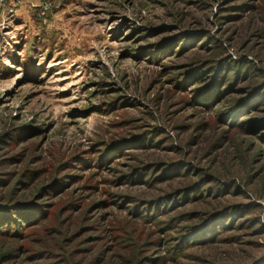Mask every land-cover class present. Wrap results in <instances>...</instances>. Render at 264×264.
Here are the masks:
<instances>
[{
    "label": "rangeland",
    "instance_id": "rangeland-1",
    "mask_svg": "<svg viewBox=\"0 0 264 264\" xmlns=\"http://www.w3.org/2000/svg\"><path fill=\"white\" fill-rule=\"evenodd\" d=\"M260 120L264 0H4L0 264H264Z\"/></svg>",
    "mask_w": 264,
    "mask_h": 264
},
{
    "label": "trees",
    "instance_id": "trees-1",
    "mask_svg": "<svg viewBox=\"0 0 264 264\" xmlns=\"http://www.w3.org/2000/svg\"><path fill=\"white\" fill-rule=\"evenodd\" d=\"M225 68H229L231 69L232 71H235V70H239V66H237L236 64H230V63H226L224 64ZM215 74H213L211 76V81L213 82L212 85L215 86L219 83V81L223 78V75L221 73H217V72H214ZM239 109V108H238ZM261 122H264V120H260V123ZM256 123H259V121L257 120Z\"/></svg>",
    "mask_w": 264,
    "mask_h": 264
},
{
    "label": "built area",
    "instance_id": "built-area-1",
    "mask_svg": "<svg viewBox=\"0 0 264 264\" xmlns=\"http://www.w3.org/2000/svg\"><path fill=\"white\" fill-rule=\"evenodd\" d=\"M3 1H4V0H0V4H2V3H3Z\"/></svg>",
    "mask_w": 264,
    "mask_h": 264
}]
</instances>
